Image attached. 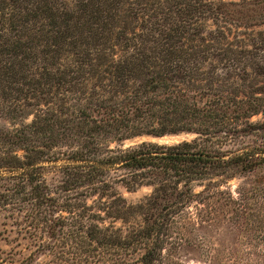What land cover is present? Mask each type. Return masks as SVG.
<instances>
[{"label": "trees", "instance_id": "trees-1", "mask_svg": "<svg viewBox=\"0 0 264 264\" xmlns=\"http://www.w3.org/2000/svg\"><path fill=\"white\" fill-rule=\"evenodd\" d=\"M0 117V207L45 230L40 249L176 264V218L207 196L192 184L264 165V0H0ZM181 132L197 137L119 146ZM59 155L52 192L42 162ZM111 167L126 172L110 181ZM117 182L153 190L132 204Z\"/></svg>", "mask_w": 264, "mask_h": 264}, {"label": "rangeland", "instance_id": "rangeland-1", "mask_svg": "<svg viewBox=\"0 0 264 264\" xmlns=\"http://www.w3.org/2000/svg\"><path fill=\"white\" fill-rule=\"evenodd\" d=\"M261 118L262 115H257L252 120ZM10 124L0 117V128H10ZM196 137L195 133L187 132L143 136L126 140L119 146L134 147L142 141L171 146L192 142ZM251 144L253 137L249 136L235 142H221L218 147L229 153ZM66 163L64 155H59L55 161L42 162V175L52 192L59 186L61 167ZM125 172L111 167L106 178L112 181ZM217 180L219 178L205 179L192 184L195 192L203 190L207 196L200 203H191L176 218L173 237H180L181 241L170 249L171 257L176 264H264V165L237 173L219 185L214 182ZM113 186L132 204L143 200L153 190L151 185L138 186L133 191L120 182ZM18 215L17 211L0 207V264H72L61 261L54 251L40 249V244L49 241L48 234L38 228L34 236L31 231L35 229L21 221L22 213ZM106 220L113 221L115 226H128L120 219Z\"/></svg>", "mask_w": 264, "mask_h": 264}]
</instances>
